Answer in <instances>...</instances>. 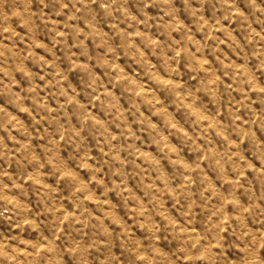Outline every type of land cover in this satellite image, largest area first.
I'll list each match as a JSON object with an SVG mask.
<instances>
[{"label":"rangeland","instance_id":"obj_1","mask_svg":"<svg viewBox=\"0 0 264 264\" xmlns=\"http://www.w3.org/2000/svg\"><path fill=\"white\" fill-rule=\"evenodd\" d=\"M0 264H264V0H0Z\"/></svg>","mask_w":264,"mask_h":264}]
</instances>
